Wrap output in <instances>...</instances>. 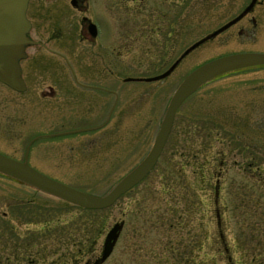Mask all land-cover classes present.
Instances as JSON below:
<instances>
[{
    "label": "rangeland",
    "instance_id": "obj_1",
    "mask_svg": "<svg viewBox=\"0 0 264 264\" xmlns=\"http://www.w3.org/2000/svg\"><path fill=\"white\" fill-rule=\"evenodd\" d=\"M249 1L196 0L194 36L180 41L179 53ZM119 2L115 8L122 19ZM88 13L93 16V0ZM247 17H255L256 24L244 18L209 39L173 75L124 87L132 96L133 117L148 122V145L160 108L165 111L186 72L225 54L264 52V0H257ZM64 46L57 40L55 51L60 54ZM33 49H27L29 55ZM155 56L132 59L127 74L159 73L162 59ZM57 58L51 55L47 65L58 68ZM20 64L29 80L26 90L0 82V153L18 160L34 136L94 124H60L54 118L74 119L75 109L64 111L53 101L40 100L37 94L46 78L38 80L40 86L38 75L30 83L29 62ZM141 87L150 89L143 94ZM115 126L117 132L126 130L124 121ZM108 128L106 136L102 133L94 141L76 133L41 137L28 151L29 164L79 190L102 195L144 152L140 142L127 145L122 137L110 146ZM217 178L221 183L215 192ZM15 180L0 173V264H94L106 232L119 221L123 227L116 244L99 264H264V65L222 74L195 90L175 114L156 169L109 207L82 209Z\"/></svg>",
    "mask_w": 264,
    "mask_h": 264
},
{
    "label": "flooded vegetation",
    "instance_id": "obj_2",
    "mask_svg": "<svg viewBox=\"0 0 264 264\" xmlns=\"http://www.w3.org/2000/svg\"><path fill=\"white\" fill-rule=\"evenodd\" d=\"M117 1H120L119 4L123 8L122 19L119 18L120 13L115 8L116 0H93V16H90L91 18L88 13L90 0H28L26 17L30 22V27L27 35L31 39V43L26 46V57L21 59L20 63L23 60L29 62L28 68L30 71H28L32 75L30 83L35 81L36 75H38L37 85L40 86L38 80H43L45 77L47 82L44 87L39 89L38 98L40 100L44 99V101L49 100L47 102L53 101L56 103L53 104L54 106L60 105V107H64V111L71 108L75 109L76 115L74 119L66 120L63 115L54 118L60 124L70 122L75 124L94 122V124L79 128L71 127L66 130L34 136L26 145L24 155L20 160H24L26 157L28 163H30L28 151L33 142L41 137L76 133L80 135L87 134L94 141L102 133L105 136L107 135L106 129L109 127V124H111L110 128H112V131L108 128L110 130L108 134L111 138L107 143L110 146H117V143L120 142V137L124 138L127 145H130L131 142H140L144 145L142 156L128 171L139 164L151 149L164 115L163 108H160L159 115L156 116L157 125L154 132L150 134V137H153L152 143L148 145L149 134H146L148 122L145 119H141L140 122V120L135 119L138 117H133L130 105L132 96L130 92L129 94L125 92L126 89L124 87L131 82L151 83L154 80L148 81V77L158 75L169 69L181 57L184 51L189 48L191 44L179 53L178 44L180 41L186 42L189 37L194 36L196 0ZM198 1L200 3H208L212 0ZM256 1L251 10L244 13L238 20L218 34L236 25L244 18H247V21L255 25V17L247 16L253 11ZM249 2L237 14L220 24L217 28L242 13ZM90 22L93 24L92 27H89ZM214 30L208 32L205 36ZM186 34H188L187 39ZM218 34L205 39L198 46ZM59 39L65 43L64 49L60 54L55 51V44ZM198 46L184 53L165 78L173 75L180 62ZM29 47L34 48L30 55L27 52ZM152 54H156V59H162L158 68H164L162 71L154 75L132 76L127 74L132 71V59ZM51 55L58 57L57 60L60 63L58 68L47 65L46 61ZM176 55L177 57L174 61L166 65ZM21 69L27 88L29 80H26V77L23 75V65ZM191 70L186 72L185 75ZM161 79L164 78H160L159 80ZM141 88L144 91L143 94H146L150 89L148 87ZM143 94L141 93V95ZM79 112L81 114H78ZM60 114H63V112H60ZM123 121L126 124V130L122 132L115 131V125ZM173 124L174 119L163 147L151 169L132 188L142 182L151 171L156 169L164 152L165 145L172 133ZM234 139H237V136ZM104 141L101 145H103ZM220 164H223V160H220ZM219 174L218 177L221 176L220 171ZM15 182L21 183L22 181L15 180ZM220 183V179L217 178L214 185L216 187L215 192H217ZM206 184L211 186L208 182ZM13 205L17 206L18 202L11 203V207ZM6 213L3 212L2 217ZM10 214L16 218L19 217L16 211L15 213L11 211Z\"/></svg>",
    "mask_w": 264,
    "mask_h": 264
},
{
    "label": "water",
    "instance_id": "obj_3",
    "mask_svg": "<svg viewBox=\"0 0 264 264\" xmlns=\"http://www.w3.org/2000/svg\"><path fill=\"white\" fill-rule=\"evenodd\" d=\"M255 1L251 0L243 12L228 23L192 43L184 53L234 23L244 13L252 9ZM27 4L28 0H0V82L19 92L26 89L20 61L26 57L25 48L31 43V39L27 35L30 27V22L26 17ZM92 26L93 24L90 22L89 27ZM179 59L166 71L148 77L147 80L164 78ZM261 65H264V52L244 51L212 58L187 73L176 86L167 103L154 143L147 155L102 195H93L51 178L31 166L26 157L24 160H18L0 153V173L83 208L109 207L149 172L167 138L174 115L185 99L200 86L222 74ZM122 227L123 221H119L109 228L104 237L101 253L93 261L94 264L102 263L111 254Z\"/></svg>",
    "mask_w": 264,
    "mask_h": 264
},
{
    "label": "trees",
    "instance_id": "obj_4",
    "mask_svg": "<svg viewBox=\"0 0 264 264\" xmlns=\"http://www.w3.org/2000/svg\"><path fill=\"white\" fill-rule=\"evenodd\" d=\"M79 207V206H78ZM80 208H82V207H80ZM82 209H86L87 210V208H82ZM88 210H94V209H88Z\"/></svg>",
    "mask_w": 264,
    "mask_h": 264
}]
</instances>
